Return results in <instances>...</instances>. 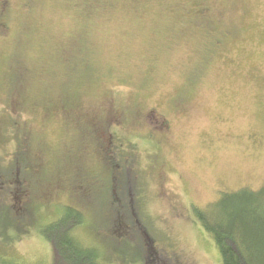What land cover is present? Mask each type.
<instances>
[{"label": "rangeland", "instance_id": "374dc122", "mask_svg": "<svg viewBox=\"0 0 264 264\" xmlns=\"http://www.w3.org/2000/svg\"><path fill=\"white\" fill-rule=\"evenodd\" d=\"M263 185L264 0H0V263L69 205L99 264H221L191 206Z\"/></svg>", "mask_w": 264, "mask_h": 264}, {"label": "trees", "instance_id": "16d2710c", "mask_svg": "<svg viewBox=\"0 0 264 264\" xmlns=\"http://www.w3.org/2000/svg\"><path fill=\"white\" fill-rule=\"evenodd\" d=\"M191 212L217 248L221 264H264V185L255 191L241 188L222 193L205 209L192 205ZM85 223L84 213L63 205L55 220L36 226V232L52 248L51 264H99L100 249L85 246L73 235ZM138 225L146 248L145 264H159L151 245L154 239Z\"/></svg>", "mask_w": 264, "mask_h": 264}, {"label": "flooded vegetation", "instance_id": "af4514ba", "mask_svg": "<svg viewBox=\"0 0 264 264\" xmlns=\"http://www.w3.org/2000/svg\"><path fill=\"white\" fill-rule=\"evenodd\" d=\"M14 176H15V177H13V178H14L13 180H15V182H14L12 179L8 180V182L11 183V180H12V183L14 184V186L16 185V187H18L17 184H19V181H16V176H19V173H18V172L15 173ZM144 261H145V260H144ZM145 263H146V262H145Z\"/></svg>", "mask_w": 264, "mask_h": 264}]
</instances>
